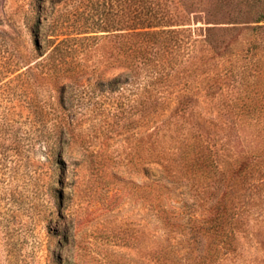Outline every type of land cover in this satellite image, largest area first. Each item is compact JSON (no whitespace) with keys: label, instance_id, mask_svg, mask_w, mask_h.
<instances>
[{"label":"rangeland","instance_id":"1","mask_svg":"<svg viewBox=\"0 0 264 264\" xmlns=\"http://www.w3.org/2000/svg\"><path fill=\"white\" fill-rule=\"evenodd\" d=\"M162 1L142 58L114 0H0V264H264V0Z\"/></svg>","mask_w":264,"mask_h":264},{"label":"trees","instance_id":"2","mask_svg":"<svg viewBox=\"0 0 264 264\" xmlns=\"http://www.w3.org/2000/svg\"><path fill=\"white\" fill-rule=\"evenodd\" d=\"M115 9L113 12L112 26H109L107 20L100 26L104 31L114 30L124 38L123 45L126 50H129L135 56L142 58L147 57L149 49L154 46H160L163 38L169 35L172 29H165L170 20L166 17L162 10V0H114ZM103 13H109L108 10H103ZM34 32L35 30L32 29ZM50 41V38H46ZM54 49L59 45L56 40H53ZM40 46V45H39ZM41 47V46H40ZM5 110L0 113V138L4 136H17V129L14 127V117L10 107H5ZM1 110V107H0ZM32 113L36 119H32L33 123L39 122L41 116L45 113L43 106L35 105L32 107ZM20 147V146H19ZM22 147V146H21ZM255 157L246 159L242 162L236 172V175L241 178L243 175H252L254 166L257 165L253 160ZM234 185L232 181L231 187ZM234 190V186L231 191ZM232 199H226L217 207L216 212L211 217H205L201 220L196 218V221L202 222L208 229H211L215 237H228L232 218L230 220L229 210L233 207ZM227 223V224H226ZM229 238V237H228ZM228 242V241H226Z\"/></svg>","mask_w":264,"mask_h":264}]
</instances>
